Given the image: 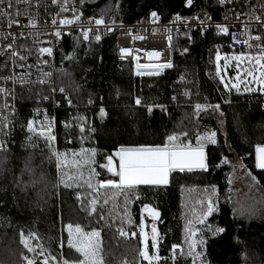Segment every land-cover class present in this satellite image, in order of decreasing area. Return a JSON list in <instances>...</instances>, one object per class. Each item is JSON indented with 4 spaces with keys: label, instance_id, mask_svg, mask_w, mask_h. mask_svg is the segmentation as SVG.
<instances>
[{
    "label": "trees",
    "instance_id": "obj_1",
    "mask_svg": "<svg viewBox=\"0 0 264 264\" xmlns=\"http://www.w3.org/2000/svg\"><path fill=\"white\" fill-rule=\"evenodd\" d=\"M80 8L88 15H100L107 22H134L145 19L152 11L161 15L163 20L171 14H198L204 18L207 12L213 19L219 17L216 0H193L191 7H186V0H85ZM117 2L120 7L117 12ZM96 42L84 41L81 36L63 37L56 42L54 48V65L52 86L58 90L66 89L65 95L70 96L74 107L69 109L63 95L57 93L55 99L61 107L55 111L57 117L56 136L59 152L79 153L81 148L97 149L96 163L92 167L101 173L94 177L92 183L106 179L118 181L106 169H100V163H106L104 157L111 155L121 145L134 147L139 145H155L162 143L167 134L187 132L186 143L196 145L197 134L205 131H217V144L206 145L205 153L211 166L209 172L194 170L193 172L170 174L169 183L164 186L138 185L135 192L127 195L120 189L106 187L93 191L88 188L85 180L89 178V168L77 170L73 161L78 159L72 155L68 159L64 172L79 176V187L74 185L65 189L63 185L55 187V160L49 164L47 145L39 136H33L32 148L26 146L27 122L35 120L30 108L36 103V93L47 94L49 87H34L31 93L28 88L18 89L15 99L16 111L12 116L14 125V145L7 153L6 170L0 173V261L6 264H24L22 255L33 258L39 264L45 258L49 264L59 261L63 253L68 259H75L78 253L67 247V231L69 223L80 224L86 231L96 230L101 233L104 259L107 264H148L139 256L140 232L138 224L143 215V207L147 205L160 213L156 219L157 229L162 233L158 243L159 264H173L171 260L172 245L176 244L183 251L184 222L182 212L189 210L188 216L195 218L206 209L208 197L211 196L217 211L207 218L206 224L223 227L226 232L218 236L206 234V256L210 264H264V211H260L257 203L247 195L238 200L221 201V196L229 194V163L220 164L222 157L236 155L248 173L255 176L256 184L264 192V170L257 169L255 152L258 145H264V108L261 100L251 94H234L230 104L222 105L224 113H202L201 118L192 115L195 103L218 104L226 90L217 77L214 48L224 40L215 35L213 30L202 33H177L172 39V61L174 67L164 69L159 76L133 77L131 62L117 57L115 35H103ZM191 37V39H189ZM77 39L79 43H76ZM76 58L69 62L62 57L73 51ZM188 52L181 55L183 49ZM225 54L230 50L222 48ZM221 54V53H220ZM210 60L213 61L211 66ZM63 69V72L61 71ZM70 75H64V73ZM185 77L184 84L179 82L180 76ZM184 87L190 93L187 99L172 103L171 98ZM119 90V95H117ZM93 96V105H88L89 95ZM103 98L102 100L100 98ZM139 97L145 105L162 104L168 109L169 115L157 107L149 115L146 107L135 104ZM46 105L50 103H45ZM221 105V104H220ZM103 106L107 116L101 120L99 109ZM69 113L81 115L88 124L95 128L91 134L85 133L80 141L79 128L66 130L60 121L65 120ZM224 121L221 127L219 121ZM71 140V143L68 141ZM230 146V147H229ZM31 154L37 166V177L47 174L46 185L38 184L21 193L12 183L13 175L19 174L23 161ZM3 155V154H0ZM118 165V161L115 160ZM220 164V167H216ZM250 176V177H251ZM27 179V178H26ZM215 191L213 192V187ZM59 193V194H57ZM79 193L81 200L76 199ZM96 200V211L89 215V202ZM107 201V203H105ZM116 205L114 213L128 209L130 223L122 219H113L108 213L110 205ZM254 209L255 215L242 214V210ZM101 216L103 219H101ZM187 216V218H188ZM123 228L127 238L119 236L117 229ZM34 233L30 241L42 256L28 252L19 242V234ZM135 233L133 236L132 234ZM178 255V254H177ZM180 254L178 255V257ZM55 258L49 259V258ZM177 264H191L190 259L180 257Z\"/></svg>",
    "mask_w": 264,
    "mask_h": 264
},
{
    "label": "snow or ice",
    "instance_id": "obj_2",
    "mask_svg": "<svg viewBox=\"0 0 264 264\" xmlns=\"http://www.w3.org/2000/svg\"><path fill=\"white\" fill-rule=\"evenodd\" d=\"M237 0H216V3L225 8V13L223 14V20L229 21L233 19V22L239 24L241 26V31L244 32L246 29H250L252 27H258L260 29H264V15H256L255 13V5L249 6L247 0H244L245 7L248 8V11H236L235 8H229L228 5H235ZM52 5H55L59 8V12H57V16H60L61 13L67 12L69 9L66 7L67 0H64L63 3L60 0H51ZM85 3V0H81V5ZM261 12L264 13V0H258ZM21 5H23V10H21ZM193 5V0H186L185 6L191 7ZM43 6L45 10H47V5H42V0H0V25H5L7 29L11 30L15 28V31H0V39L9 41L6 44L4 50H0V55L8 54V59L11 61L12 65L17 66L21 69L25 68L23 63H17V57H19V61H26L27 57L18 52L14 45L17 43L19 39L26 38L25 37V29H35L37 27V19L39 17L38 12H33V7L39 8ZM119 3L117 2L116 8L117 12L119 10ZM77 9L75 7L72 8L73 18H61L59 21L54 17L52 19V25L55 30L53 35L59 40L64 33L65 26L77 27L79 26V21L81 19L82 12L77 14ZM21 17H26V22L21 19ZM150 17L152 23H156L159 19L157 13L155 11L150 13ZM241 17H246V19H241ZM177 21H187L188 18L181 17L177 14L174 18ZM192 19H199L198 16H194ZM95 24V28L91 27H81L80 34L83 36L84 41L90 42L94 37L96 42L101 40L100 28L104 27L106 32H112L113 27L106 23L103 16L100 18H89V25L93 23ZM255 22V23H253ZM112 25L115 24V20L113 19L111 22ZM200 31L203 34L207 28L214 27L217 35L223 34L224 36H228L230 34V28L233 26L231 23H212V17L208 15L207 12L204 13V19L199 21ZM155 31V30H153ZM167 36L169 46L171 49L172 36L170 34ZM70 34V33H69ZM131 34V33H129ZM247 35V39L243 41H238L236 39L235 33H231L233 44L229 45L232 47L235 43H242L245 48L252 49L255 47L258 49L257 55H251L249 53H241L240 55H231L224 57V67H229L230 61L237 62V68H240L241 63L247 61L250 66L244 67L242 69L244 73V77H251V80H247L244 77L237 76L235 78V82L232 80L225 81L223 79V75L220 71L219 61L222 59L220 50L217 48L215 59L217 61L216 65V74L221 77L220 82L224 85V88L227 92L231 93L232 90H235L237 93L241 92V86L243 85L244 92L252 93L259 92L264 95V36L257 35L252 36L250 32H245ZM134 39H145V37L136 35L133 37ZM191 39V37H189ZM249 41H255V44L250 43ZM36 43H39L38 39ZM76 43H79L77 39ZM25 51H28L31 54V50L25 48ZM130 50L128 48H121L120 54L123 59L127 54H129ZM188 49L185 48L181 52V55L187 53ZM47 54V56H51L53 54V49L51 47H40L38 49L37 55V63L46 64L47 61H41L40 56ZM147 56L149 59L155 58L159 60L161 57V53L159 51H151L147 52ZM76 58L75 47L71 53H68L62 57V60H68L71 62ZM4 70H7V63L3 66ZM32 65H28L27 69L23 72L15 73L12 75H0V166L7 164V153L10 152V140L13 135L12 133V122L9 119V115L11 114L13 117L15 115V104L9 105L8 98L11 97L13 101H15L17 97L16 93V85H19L21 89L27 87L29 89V93H31L32 88L36 85H47L49 87V91L47 94L43 92H37L36 96L38 98L37 102L42 103L44 101H50L55 107H61V103L54 99V94L57 89L51 85L50 80L52 77L51 72L43 71L38 68L37 71L40 72V75L36 80L30 79L32 76L31 68ZM174 67V63L171 58H168L162 63L155 64H137L136 75L138 76H159L164 69H171ZM63 72V69H61ZM257 72L259 75H257ZM64 75H70V73H64ZM185 77L183 75L180 76L179 82H183ZM9 83H11L12 87H8ZM254 83L258 87H251L250 85ZM230 85V87H229ZM59 92L63 95V100L67 102L69 109L74 107L73 101L68 95H64L66 89L64 87L59 88ZM117 95H119V90H117ZM184 96H189L190 93L185 91L183 93ZM103 99L102 97L100 98ZM173 101L177 100L176 96L172 97ZM94 100L93 96L90 94L88 98V105H93ZM225 104H230V100H224ZM135 104L140 107H146L149 115H152L154 108H159L161 112L166 115H169L168 109L165 105L162 104H147L145 105L141 98L137 97L135 99ZM192 115L195 118H201L202 113H208L209 110L213 113H219L220 116H223L224 113L221 111L222 105L220 104H210V103H195L193 106ZM11 108V113H9V109ZM34 112L36 114L40 113V109L37 107ZM107 116L105 108L103 106L99 109V118L103 120ZM57 123L56 116H49L45 111L43 120L36 121L33 119H29L27 122L26 131L29 134L26 138V146L30 145L32 148H35L36 145L32 144L33 136H39L44 140L47 145L49 155L46 160L50 164L55 159V176L56 183L55 187L58 189L60 185H63L65 189H70L74 185L79 187V180L83 179V172H80L79 176L76 175H68L64 172V168L67 167L68 162V154L67 152H59L53 148V144L57 140V136L54 134V128ZM63 127L68 129L79 128L80 133V141L83 142L85 139V133L89 134V138L92 133L95 132V128L92 127L91 124H88L85 121V118L81 115H71L60 121ZM221 127H223L224 121L221 119L219 121ZM35 124H39L40 131L37 132V129L34 127ZM187 132H172L167 134L163 139L162 143L155 145H139L134 147H126L121 145L117 150H115L111 155H106L104 159L106 163H100V169H106L108 173H111L112 177H118V181L114 179H106L103 181H97L96 184L92 183V179L94 177H98L101 175L100 172L96 170V168L92 167L93 164L96 163L97 149H84L81 148L79 153L73 152L72 155L74 157H78L73 161V167L77 170H81L84 167L89 168V178L84 181L87 184L88 188L93 191H99V189H103L106 187H111L114 189H120L121 192L127 195L128 192H135L138 185H149V186H164L169 183L170 174L176 171L180 173L184 172H193L194 170H200L202 172H209L211 170V166L207 161V156L205 153L206 145H216L217 144V131H205L203 134H197L196 136V145L193 146L191 143H186ZM72 141L69 140L68 143ZM230 147V146H229ZM257 152V163L256 167L260 169H264V145H258L256 148ZM118 159V165L115 163V160ZM228 163L227 158L222 157L220 160V164ZM220 164H217L216 167H220ZM6 169L4 167H0V173L4 172ZM37 166L33 163V158L31 154L23 161V167H21L19 174L13 175L12 183L16 189H18L21 193H26L29 188H34L38 184L46 185L48 178L47 174L41 173L37 177L36 175ZM251 176V173L248 174ZM27 178V179H26ZM251 180L254 184H258L255 176H251ZM229 184H231V179L229 180ZM213 187V192L215 191V186ZM59 194V193H57ZM77 200H81L79 193L76 195ZM107 203V201H105ZM90 211L89 215H92L93 212L96 211V200L93 199L89 202ZM145 209H147L155 220L159 217L160 213L155 209L149 208L145 205ZM217 211V207L212 201L211 196L208 197L206 209L203 210L199 216L196 217L195 221L189 220L184 227V244L187 246V250L181 251L180 256L176 255V249L178 245H172V262L173 264H177V260L180 257H184L186 260L190 259L191 264H210L207 261L206 256V239L204 238L203 230L197 228L195 225H204L207 221V218L211 216L214 212ZM242 214L252 216L255 215L254 209L242 210ZM128 221L130 222V216L127 215ZM101 219L103 217L101 216ZM141 226H143V218L141 219ZM65 230L67 231V247L70 250H74L78 253V257L75 259H68L61 254V257L58 261V264H107L104 259V248L103 241L101 239V233L96 230L86 231L80 224L73 225L71 223L65 226ZM208 233L211 236L215 237L220 234L226 232V229L223 227H215L213 228L211 225L207 227ZM119 236L122 238H127L128 233L123 229H117ZM198 232L201 234L200 238H197ZM133 236L135 233L132 234ZM34 233L25 234L23 231L19 234V242L28 252L33 253L34 255L42 256L43 251L37 252L35 248L32 247L30 241L34 239ZM146 239V235L143 231L140 233V243L143 245ZM158 243L159 236L155 226L152 228V243L151 250L152 254H149V250L147 246L139 249V256L143 258V260L147 261L148 264H159L160 256L158 255ZM21 260L24 261V264H37V261L33 258H29L26 255H22ZM55 259V258H53ZM0 264H6L5 261H0ZM39 264H49L47 258L43 261H40ZM127 264V261H125Z\"/></svg>",
    "mask_w": 264,
    "mask_h": 264
},
{
    "label": "built area",
    "instance_id": "obj_3",
    "mask_svg": "<svg viewBox=\"0 0 264 264\" xmlns=\"http://www.w3.org/2000/svg\"><path fill=\"white\" fill-rule=\"evenodd\" d=\"M61 3L64 2V0H60ZM33 3H35V0H33ZM247 3L249 6L255 5V13L256 15H264V13L261 12L258 0H247ZM42 5H47V10L43 6L39 8L33 7L32 11L33 12H38L39 17L37 19V27L35 29H25V37L19 39L17 43L14 45V48L20 52L22 55H25L27 57L26 61H19V57H17V63H23L25 65L24 69H21L17 66L12 65L11 61L8 59V54L5 53L4 55H0V75H12L15 73H20L23 72L25 69H27L28 65H32L33 67L31 68L32 76L30 79L36 80L37 77L40 75V72L37 71L38 68L42 69L43 71L46 72H51L52 77L50 80V83L52 85L53 82V75H54V70H55V65H54V46L55 43L58 41L56 37L53 35V32L55 30L54 26L52 25V19L55 17L57 21L61 18H68L72 19L73 18V12L72 8L75 7L78 11L77 14L81 15V19L79 21V26L77 27H72V26H65L64 27V33L62 34L61 38L63 37H69L78 34V36L83 37L80 34L81 27H91L95 28L94 20L91 25H89L88 21L90 17L93 18H98L95 16H89L86 14L82 8L77 4L76 0H67L66 7L69 9L67 12L61 13L60 16H57V12H59V8L55 5H52L51 0H42ZM219 17L218 19H213L212 18V23H231L233 26L230 28V34L228 36H224L223 34L217 35L216 30L214 27L207 28L205 32L209 30H213L215 35L224 38L222 42H220L218 45L215 46L214 51H215V56H216V50L219 48L220 53L222 48H227L230 50V53H249L251 55H257L258 54V49L253 47L252 49H247L244 47L242 43H235L232 47H229V45L233 44V39L231 33H235L236 39L238 41H243L247 39V35L245 32H250L252 36H257L261 35L264 36V29H260L258 27H252L250 29H246L244 32L241 31V26L239 24H236L233 22V19H230L229 21H224L223 20V14L225 13V8L219 6ZM21 10H23V5L20 6ZM229 8H235L236 11H248V8L245 7V2L244 0H237L235 5H228ZM179 13H174L169 16L168 19L163 20L160 14L157 13L159 19L157 20L156 23H152L150 14L145 20L135 23V24H126V25H111L113 27L112 32H106L104 27L101 26L100 28V34L101 36L103 35H109L113 34L115 35L116 38V49H117V56L118 58H121L120 54V49L121 48H128L130 50L129 54H127L123 59L126 61L132 62L135 65L136 64H155V63H162L168 58H171V49H172V42H171V49L169 46V42L167 39V36L170 34L172 36L176 35L177 33H186V34H191V33H201L200 31V26H199V21L203 20L204 18L201 17L198 14H179L181 17L188 18L187 21H177L175 20V16ZM194 16H198L199 19H192ZM22 20L26 22V17H21ZM241 19H246V17H241ZM106 21V20H105ZM108 24V22L106 21ZM255 23V22H253ZM16 29L13 28L11 30L7 29L5 25H0V31H15ZM155 30V31H153ZM70 33V34H69ZM131 33V34H129ZM136 35H140L145 37V39H134L133 37ZM94 38V37H93ZM38 39L39 43H36V40ZM59 39V40H60ZM9 41H5L0 39V50H4L5 46ZM250 43L255 44V41H249ZM40 47H51L53 49V54L51 56H47V54H44L40 56V60L44 61L46 60L47 63L43 64L37 63V55H38V49ZM30 49L31 54H29L28 51H25L24 49ZM151 51H159L161 53V57L159 60L152 58L149 59L147 56V52ZM223 54V53H222ZM221 54V57H222ZM227 55V54H226ZM122 59V58H121ZM223 60V57L220 61ZM7 63V70H4V65ZM221 63V62H220ZM210 64L213 65V61L210 60ZM216 74V72H215ZM218 77V76H217ZM219 78V77H218ZM250 80V79H249ZM252 83L251 85H253ZM47 85H36L35 87H45ZM8 87H12L11 83H9ZM27 88V87H25ZM18 89H21L19 85H16V91ZM185 90L179 91L177 94L173 95L177 97L176 101H173L171 98L172 103H178L180 100H185L188 98V96H184L183 93ZM59 93V89L55 92L54 94V99L55 95ZM251 94V99L254 97L257 100H261L260 106L264 108V95H262L259 92H244L243 90V85L241 86V92L237 93L235 90H232L231 93L226 91V96H223L221 99L222 104L224 103V100H229L231 94ZM65 95V94H64ZM172 96V97H173ZM38 98L36 99V101ZM56 100V99H55ZM58 101V100H56ZM2 102V101H0ZM47 103L52 104L50 101H45ZM220 102V103H221ZM8 103L9 105H12L13 103L15 104V101L12 100L11 97L8 98ZM38 103V102H37ZM43 105L44 107H38L39 109L45 110L49 116H55V111L57 107H55L53 104L52 105ZM37 108V105L34 108H30L31 110H35ZM15 111H16V106H15ZM43 111V112H45ZM9 113H11V108L9 109ZM44 116L39 118L40 120H43ZM9 119L12 122V115H9ZM13 125V124H12ZM56 131V126L54 128V134ZM12 137L10 140V145H14V125L12 126ZM177 255V252H176Z\"/></svg>",
    "mask_w": 264,
    "mask_h": 264
},
{
    "label": "rangeland",
    "instance_id": "obj_4",
    "mask_svg": "<svg viewBox=\"0 0 264 264\" xmlns=\"http://www.w3.org/2000/svg\"><path fill=\"white\" fill-rule=\"evenodd\" d=\"M78 5H80V3H77ZM83 10V9H81ZM84 11V10H83ZM153 12V11H152ZM156 12V11H155ZM157 13V12H156ZM89 16H95V17H98L100 18L101 16L100 15H88ZM105 19V18H104ZM145 19H142V20H139V21H134V22H123V21H119V22H115L114 25H126V24H135V23H138V22H141ZM111 22H108V24H110ZM78 34L76 35H73V36H77ZM61 40V39H60ZM59 41V40H58ZM57 41V42H58ZM56 44V43H55ZM55 48V47H54ZM171 52H172V49H171ZM223 52L221 51V54ZM231 55H240L239 53H230L228 55H226L225 53L222 54V57H226V56H231ZM118 57V56H117ZM120 60H124L126 61L125 59H121L119 58ZM171 60H172V54H171ZM221 62V63H220ZM132 66L134 67L133 68V77H142V76H138L136 75V71H137V68H136V65L134 63H132ZM219 64H220V71L222 74H225L226 75H223V79L225 81H228V80H232V82H235V78L239 75L241 77H244V73L242 71V69L244 67H248L250 66L248 64L247 61H244L243 63H241L240 65V68L238 69L237 68V62L236 61H230L229 62V67L225 68L224 67V59L222 61H219ZM217 65V61H215V66ZM212 66V65H211ZM55 71V70H54ZM164 72V70L162 71ZM257 75H259V73L257 72ZM146 76V75H145ZM219 77V80H221V77ZM245 79L247 80H251V77H244ZM181 84H184L185 82H180ZM223 85V84H222ZM251 87H258L257 85L253 84V85H250ZM56 87V86H55ZM224 87V85H223ZM230 87V85H229ZM181 90H185L184 87L181 88ZM179 90V91H181ZM186 91V90H185ZM48 92V91H47ZM37 97V96H36ZM223 97V96H222ZM37 103V101H36ZM45 103L47 102H42V103H38L37 107H44L43 105H45ZM218 104H221V105H224L221 103H218ZM52 105V104H50ZM45 110H42L40 109V113L39 114H36L34 112V110H32L33 112V115L35 117V120L36 121H39V118L43 117L44 116V113L43 112ZM34 127L37 129V132L40 131V128H39V124H35ZM56 135V133H55ZM195 146V145H193ZM53 148L55 150L58 151V148H57V140L56 142L53 144ZM72 159V155L71 156H68V159ZM55 160V159H54ZM228 160V163L230 164L231 166V171H230V177H229V180L231 179V185H230V189H229V194H224L223 196H221V201H224L226 199H231L234 197V196H237L238 197V200H240L242 197L244 196H249L251 198L252 201H254L255 203H257V206L259 208L260 211H264V192L256 185L252 182L251 180V177L248 175V171L245 169V167L243 166V164L241 163V160L236 156V155H232L230 157L227 158ZM69 161V160H68ZM68 163V162H67ZM117 209V206L116 205H110L108 207V213L109 215L115 219V218H120V219H124L123 221L124 222H128V218L126 216V212H127V215H128V209L125 208L124 211H120L119 210V213H114V211ZM188 213H189V210L187 208L184 209V211L182 212V221L184 222V227H185V224L189 221V220H193L195 221L196 217L199 216V214H196V217L195 218H190L188 216ZM188 216V218H187ZM143 218V226H141V219ZM140 219V222H139V226H138V231L141 233V231H143L146 235V239H145V242L143 244V247L147 246L148 250H149V254L151 255L152 254V250H151V243H152V228L153 226L156 227L157 229V223H156V220H154L152 218L151 215L147 214V216L145 217L143 215V217H141ZM197 228H200L203 230V234L204 236L206 234H209L208 231H207V227H208V224H204V225H195ZM184 227H183V231H184ZM157 232H158V236H159V240L162 239V233L157 229ZM200 233L198 232L197 234V238H200ZM184 236H185V233H184ZM183 243H184V239H183ZM158 247V246H157ZM184 248L187 250V246L184 244ZM182 251V249L180 247H178L176 249V252L177 254L179 255L180 252ZM177 255V256H178ZM171 256H172V253H171ZM49 259H52L51 257ZM172 260V259H171ZM53 261V259H52ZM145 261V260H143ZM146 263H148L146 261ZM53 264H58V262H56L55 260L53 261Z\"/></svg>",
    "mask_w": 264,
    "mask_h": 264
},
{
    "label": "water",
    "instance_id": "obj_5",
    "mask_svg": "<svg viewBox=\"0 0 264 264\" xmlns=\"http://www.w3.org/2000/svg\"><path fill=\"white\" fill-rule=\"evenodd\" d=\"M257 163V152H255V164ZM257 168V167H256ZM257 169H260V168H257ZM261 170H264V169H261ZM149 208H151V207H149ZM143 212L144 213H146V214H149L150 215V213H149V211L147 210V209H145V207H143ZM157 219V218H156ZM155 219V220H156Z\"/></svg>",
    "mask_w": 264,
    "mask_h": 264
},
{
    "label": "crops",
    "instance_id": "obj_6",
    "mask_svg": "<svg viewBox=\"0 0 264 264\" xmlns=\"http://www.w3.org/2000/svg\"><path fill=\"white\" fill-rule=\"evenodd\" d=\"M117 161H118V159H117Z\"/></svg>",
    "mask_w": 264,
    "mask_h": 264
}]
</instances>
